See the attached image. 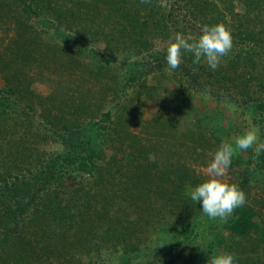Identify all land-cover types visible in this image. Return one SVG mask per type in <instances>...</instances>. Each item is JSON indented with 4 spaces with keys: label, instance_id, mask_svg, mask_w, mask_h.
<instances>
[{
    "label": "rangeland",
    "instance_id": "374dc122",
    "mask_svg": "<svg viewBox=\"0 0 264 264\" xmlns=\"http://www.w3.org/2000/svg\"><path fill=\"white\" fill-rule=\"evenodd\" d=\"M48 1L55 5L56 9L60 7L64 10L65 8L67 12L74 7L77 15L57 18L56 13L44 10L39 16L29 18L21 10L17 0H0V67L5 68L4 73L0 71V90L8 89L4 79L9 76L21 90V95L24 97L23 104H32L37 109L36 112L30 111L27 115L20 114L17 117L18 125L5 122L0 116V132L2 131L0 158L4 160V165H0V171L7 172L6 169H10L9 172L19 174L22 179L32 178L34 173L37 174L40 169H45L50 157L63 152L64 146L55 134H51L53 126L49 124L44 127L49 119L60 117L62 108L65 109L66 120H61L60 126L70 120L74 121L72 123L86 126L90 133L97 135L94 134L93 137L94 148L106 150L110 154L114 152L120 154L119 161L127 163L131 170L137 169V163L133 161L135 153L148 156L149 159L142 161V164L149 168L150 162L153 163L156 160L159 163L158 170H152L151 174L158 171L164 172L166 167L178 161V163L186 164L188 169L203 181L207 178V164L222 142L231 143L237 135L249 129L257 130L259 140L264 141V110L260 111L257 108L256 101L246 97L245 100L238 98L231 92L233 89L219 88L218 83V86H212L215 81L211 78H208L209 82L206 81L204 75L203 81L197 83L193 79L175 74L168 65L163 70L157 68L160 55L166 54L167 45L176 33L185 37H198L201 34L204 23L189 20L187 10L183 8L189 0H155V5L157 3L158 6H162L167 29L162 35L150 38L154 47L143 50L141 53L134 52L136 41L128 29L131 26L128 24L130 19L121 18V12L118 13L117 9L110 4H108L111 6L110 9L103 11L94 7L104 6L100 0ZM75 1L77 2L74 3ZM117 1L125 4L122 10L124 14L134 16L138 10L139 16L145 20H148L150 16L152 20H157L162 14L151 12L150 7L141 0ZM212 1L218 3L219 7L223 5L221 0ZM227 1L234 4L233 13H227L223 17L225 27L232 36V50L221 59L215 71H212L204 59H201V65L205 68V75L207 72L215 76L220 75L219 83L226 85L225 87L234 86L233 83L228 82V77H236L235 80L238 82L249 78L252 83L258 84L259 81L264 80V55L261 54L260 49L256 51L253 40L243 39L240 34H246L247 30H252L258 31V36L264 37V0L261 2ZM78 3H84V5L80 4L76 7ZM26 24L32 25L39 35L36 43L31 44L30 50L34 59L28 62L32 64L23 63L15 56V53L7 50L8 45H13L14 41L19 40V34L25 32ZM99 26H105L107 34L114 36L113 44L108 46L104 40L93 37V32ZM72 33L79 38L78 49L76 45L70 46ZM107 40L111 39L107 38ZM184 54L192 58L191 53L184 52L181 61H186L183 59ZM234 57H240L243 62L241 65H243L239 66L238 63L235 65ZM134 65L147 79V87H140L138 83L129 79ZM183 88H187L189 93L180 94L177 97L176 94ZM260 93L263 95L264 91ZM153 95L157 96L166 108L157 104ZM80 104L85 111L75 114ZM106 112L111 114L108 122L102 119V115ZM69 113L73 116H69ZM198 119L202 120L201 124H198ZM38 122L42 123L39 132L44 131L43 135L46 136L44 138L38 139L36 136L38 129L35 126L40 127ZM90 122L97 126H92L90 129ZM111 122L113 124L110 125ZM108 125V132L100 130V127ZM45 128L49 130L45 131ZM7 130H12L14 133H6ZM121 150L123 153H120ZM31 154H39L42 160L41 165L29 164L25 157ZM253 156L252 149L246 152L237 151L223 179L230 184L239 183L240 173L244 171L246 165L255 168L260 162L259 156L255 159ZM63 174L65 175L64 184L61 189L67 194L86 186L93 187L95 191L106 193L110 191L105 186L106 183L96 186L92 179H87L73 169ZM145 175L148 178L149 173ZM260 176L256 174L250 181V200L246 202L259 212L256 219L264 220V190ZM108 180L110 188L113 182ZM56 185L57 183L46 184L44 192L47 193ZM129 185L133 186L132 183L126 182L121 185L122 188L115 186V190L121 193L122 190H128L126 187ZM1 187L2 184H0V191ZM189 188L186 187L187 195ZM190 203L195 204L193 201H183V205ZM194 207L191 211L193 220L201 221L205 214L201 207ZM30 216L28 214L23 221L20 228L21 236L24 239L36 240L37 245L41 243L40 247L47 245L48 250L51 249L52 244L49 239L54 232H57L55 230L57 226L50 224L49 227L47 225L38 227L34 222L29 221ZM166 218H169V215H166ZM152 219L150 226L140 233L142 245L136 253L110 254L109 247L113 249L111 243L107 245L102 243L91 232L76 234L69 231V236L63 237L64 241H60L61 238L53 240L56 249L51 254L56 258L61 256L60 260L48 259L47 255L40 250L37 252L40 254L37 259H40L39 264H121L128 260H131L127 262L129 264H140L156 259L158 256L162 257V254L165 255L167 251L170 254L167 255L170 261L176 257L173 264H184L186 254L192 251L190 246L185 248L184 254L178 248L170 252L168 242L169 237L180 236L181 233L172 229L171 224L154 229L155 218ZM196 243L200 249L202 247V254L206 255L204 243L198 241L194 244ZM240 243L243 242L236 241V244ZM215 252L225 251L217 249ZM232 254L252 264L264 263L263 246L258 250L248 246L246 252ZM52 255L50 256L53 257ZM179 255L181 258L178 257ZM117 259H119L118 262ZM170 261L163 264H171Z\"/></svg>",
    "mask_w": 264,
    "mask_h": 264
},
{
    "label": "trees",
    "instance_id": "16d2710c",
    "mask_svg": "<svg viewBox=\"0 0 264 264\" xmlns=\"http://www.w3.org/2000/svg\"><path fill=\"white\" fill-rule=\"evenodd\" d=\"M17 1L21 10L29 18L39 16L44 10L56 13L58 15L57 18L69 17L73 14L77 15L74 7L71 11L67 12L65 8L64 10L60 7L56 9L55 5L48 0ZM100 1L104 3V6H94V4L93 6L103 11L110 9L111 6L115 7L118 13L121 12V18L130 19L128 24L131 26L128 29L135 37V53L152 49L154 44L150 41V38L162 35L164 30L167 29L166 16L163 14L162 6H158L157 3L156 6L154 4L155 0H148L145 5L150 7L149 10L153 13H162L157 20H152V16L148 20L143 19L142 16H139L138 10H136L134 16L122 13L125 7L123 2L119 3L117 0ZM250 1L254 2L255 0ZM256 2H261V0H256ZM221 3L223 5L219 7V4L212 0H189L184 4L183 8L187 10L189 20L193 19L195 22L198 20L200 23L209 26L218 23L225 26L223 17L227 13H233L234 4L227 0H221ZM80 4L84 5V3H78L76 7ZM24 29L25 32L18 36L19 40L14 41L13 45H8L7 49L8 52L15 53V56L21 59L23 63L34 59L33 53L30 50L31 44H35L39 36L32 25L26 24ZM106 29L105 26H99L92 35L95 38L104 40L109 46L115 42V38L112 34L108 35ZM240 37L246 40H253L256 51L260 49L262 51L261 54L264 55V43H260L264 41V37L262 35L258 36V31L247 30V33L240 34ZM71 38L72 40L69 41L71 43L70 46L76 45L78 49L79 38L73 33ZM82 38L85 39L84 36ZM107 38L111 40H107ZM19 43L21 44L19 45ZM191 57H187L184 54L183 59L187 63L186 61H181L180 67L172 71L175 74L177 73V75H182L183 78L188 77V79H193L197 83L203 81L202 76L204 75L206 81H210L208 78L215 81L212 86H218L219 84V88L233 89L231 92L236 94L238 98H244L245 100L246 97L247 99L254 100L257 102V108L260 111L264 110V94L261 95L260 93L264 91V80L259 81L258 84H254L247 77V79L239 82L235 80L237 79L236 77H228V82L233 83L234 86L229 85L231 87H225L226 85L224 86V84L219 83L218 79H220V75L215 76L211 72V74L207 72L205 75V68L201 65V62L193 63L194 56L191 54ZM106 62H109V60H106ZM234 62L235 65H237L236 63L239 66L243 65H241L242 61L240 57H236ZM28 63L32 64V62ZM136 65L131 68L132 74L129 79L138 83L140 87H147V79L141 71H138ZM119 66L121 67L122 64ZM166 66V54H161L157 68L163 70ZM0 71L4 73L5 68L0 67ZM174 76L176 77V75ZM4 80L8 89L0 90V116L5 122H13L15 125H18L17 117L20 114L27 115L30 111L36 112L37 109L32 104H23L24 97L21 95L22 92L16 87L9 76ZM184 93H189V90L183 88L179 90L176 96L179 97L180 94ZM153 99L157 104L166 108V105L162 104L157 96L153 95ZM84 111L83 106L80 104L75 114ZM64 113L65 109L62 108L60 117L56 116L55 119H49L44 124V127H47L49 124L53 126L51 134H55L59 142L64 146L63 152L53 155L47 160L45 169H40L37 174L34 173L32 178L24 179L19 174L9 172L10 169H6L8 170L7 172L0 171V184H2L0 191V264H39L40 259L37 258L40 254L37 253L38 250L47 255L48 259L60 260L61 256L56 258V256L51 254L56 249L54 248L53 240L61 238L60 241H64L65 238L63 239V237L67 236L69 231L76 234L91 232L102 243L106 245L111 243L113 249L109 247L110 254L123 255L130 254L131 252L136 253L142 245L140 243L142 241L140 233L150 226V222L153 221L152 218H155L153 222L154 229L171 224L172 229L181 233L180 236L169 237L168 242L170 252L174 251L172 249L176 250L178 248L184 254L185 248L190 246L192 251L186 254L184 264H207L208 258L216 254L215 250L217 249H223L228 253H244L247 251L248 246L253 250H258L261 246L264 247V220L260 218H258L259 220L256 219L259 212L255 207L246 202L243 207L235 209L226 221H222L219 218L211 219L206 214L201 221H199L200 219L195 221L191 215L192 208H195L194 206L201 207V204L195 203L193 205L190 203L183 205V201H191L186 193V187L193 188L200 184L202 180L197 178L188 169L186 164H181L177 161L170 164V167H166L167 169L164 172L158 171L151 174L152 170H158L159 163L156 160L153 163L150 162L149 168L142 164V161L149 159L148 156L135 153L133 161L137 163V169L131 170L128 168L127 163L119 161L120 154L115 152L110 154L106 150L94 148L92 143L94 142L93 137L95 133H90L86 126L72 123L74 122L73 120L65 121L60 126L61 120H66ZM69 116H73V114L69 113ZM102 119L108 122L111 119V114L109 112L104 113ZM197 122L201 124L202 120L198 119ZM38 124L40 127L35 126L38 129L36 133L37 138L46 137L43 135L44 131L39 132L42 123L38 122ZM89 126L92 129V126L97 125L90 122ZM108 127L109 125L100 127V130L108 132ZM48 130L46 129L45 131ZM210 131L212 130L210 129ZM12 132L14 133L12 130L6 131V133ZM1 136L2 131L0 132ZM25 158L28 159L30 165L32 163L41 165L42 163L39 154H31ZM239 159L241 160L242 158ZM259 159L260 162L256 164L255 168L246 165L244 171L240 173L241 179L237 185L244 191L246 200H250V181L256 174L261 175L262 188L264 190V151L260 153ZM3 161L0 158V165H4ZM69 169L77 171L87 179H92L96 186H102L106 183L105 186L110 191L108 193L95 191L93 187L86 186L85 188L75 189L68 194L65 193L61 189L64 184L65 175L63 173H67ZM146 173H149L148 178H146ZM108 179L113 182L110 188L108 186V183H110ZM126 182L133 185L126 187L130 191L122 190L121 193H117L115 186L122 188L121 185H124ZM54 183H57V185L45 193L46 184ZM189 205L190 208H188ZM28 214L31 215L29 221L34 222L38 227H42L43 225L49 227L50 224L57 226L55 229L57 232H54L53 236L49 239L52 244L51 249L48 250L49 247L47 245L40 247L41 243L37 245L36 240L24 239L21 236L20 228ZM166 215H169V218H166ZM156 218H158L157 221ZM237 240L243 243L236 244ZM198 241L204 243V248L207 250L206 255L202 254V247L200 249L197 243L194 244ZM161 251L164 252V250ZM167 255L170 254L166 251V254H162V257L158 256L156 259H151L140 264L169 263L170 260ZM170 257L172 258V256ZM178 257L181 258V255ZM235 257V264H252L241 257ZM175 259L176 257L171 259V264H173ZM118 261L119 259H117ZM127 262H131V260ZM127 262H121V264H129Z\"/></svg>",
    "mask_w": 264,
    "mask_h": 264
},
{
    "label": "clouds",
    "instance_id": "9594fccd",
    "mask_svg": "<svg viewBox=\"0 0 264 264\" xmlns=\"http://www.w3.org/2000/svg\"><path fill=\"white\" fill-rule=\"evenodd\" d=\"M141 2L147 3L148 0ZM232 47L231 33L223 24L204 25L198 37H185L176 33L167 45L166 62L170 69L175 70L180 67L182 54L188 52L194 56L193 63H199L204 59L215 71L221 59L231 52ZM249 149L254 152L253 159L264 151V141L259 140L258 131L255 129L237 135L231 143L222 142L207 164V178L194 188H189V198L195 203H200L203 213L209 218L226 221L235 209L246 204L244 191L237 184H230L223 178L228 173L234 154ZM235 261L234 254L217 252L208 258L207 264H235Z\"/></svg>",
    "mask_w": 264,
    "mask_h": 264
}]
</instances>
